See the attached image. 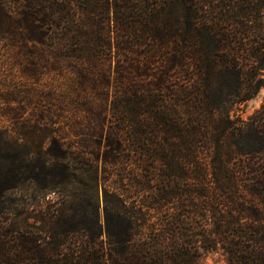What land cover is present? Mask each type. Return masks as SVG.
I'll use <instances>...</instances> for the list:
<instances>
[{
	"label": "trees",
	"instance_id": "1",
	"mask_svg": "<svg viewBox=\"0 0 264 264\" xmlns=\"http://www.w3.org/2000/svg\"><path fill=\"white\" fill-rule=\"evenodd\" d=\"M211 3L0 0V73L43 82L24 101L0 81L21 103L0 126V208L27 182L93 192L43 209L41 240L0 224V264H264V100L230 114L262 85L264 32L200 26Z\"/></svg>",
	"mask_w": 264,
	"mask_h": 264
},
{
	"label": "rangeland",
	"instance_id": "2",
	"mask_svg": "<svg viewBox=\"0 0 264 264\" xmlns=\"http://www.w3.org/2000/svg\"><path fill=\"white\" fill-rule=\"evenodd\" d=\"M211 6L217 5L215 10H211L209 7L204 6L201 14L202 23L200 26L212 27L217 26L220 28L235 29L236 27L246 28V26H253L259 28L264 32V6L259 4V0H253L252 10L251 4L247 0H211ZM232 2H238L239 6L234 8H227L231 6ZM225 6V10L223 7ZM239 11V13H236ZM221 12L222 14H220ZM238 16L236 17L235 15ZM242 14V16H239ZM245 18H248L245 21ZM9 61H4L2 66L5 70L0 73V81L5 83L7 81L14 86L25 101L27 98H34L39 95L43 89L42 80H32L19 72H13L9 70ZM6 73V74H5ZM261 86L249 88L246 93H251V96L239 103H232L230 106L231 117H241L245 120L253 115L260 107L264 100V72L257 70L255 79H262ZM256 81V80H255ZM52 85V84H51ZM245 92V90H242ZM253 92V93H252ZM11 105L13 108H18L21 103L16 102L7 103L0 100V126L6 127L10 130H14L16 121L12 118L13 114L7 109ZM26 112L22 114V119L30 117L28 115L29 108L27 105ZM16 110V109H15ZM26 145L29 142L24 141ZM48 145H43L46 148ZM101 167V164H100ZM103 174L99 172V180H101ZM44 191L39 185L31 184L29 182L24 183L21 187L10 195L11 201L5 202V208H0V224L6 226L18 223L22 225L24 235L26 237H39L40 240L43 237V230L41 226L42 210L47 206H60L71 207L74 205L86 206L87 201L92 200L93 192L89 189V186H83L77 182H72L65 185H57V191L42 193ZM94 200V198H93ZM100 205V222H102V213ZM17 211L22 212L17 215ZM104 238L101 234L99 239ZM40 242V241H38ZM202 264H228L225 259L218 253H210L206 255L202 261Z\"/></svg>",
	"mask_w": 264,
	"mask_h": 264
}]
</instances>
